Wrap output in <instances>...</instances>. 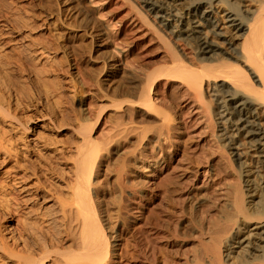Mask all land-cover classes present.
Instances as JSON below:
<instances>
[{"label":"bare ground","instance_id":"obj_1","mask_svg":"<svg viewBox=\"0 0 264 264\" xmlns=\"http://www.w3.org/2000/svg\"><path fill=\"white\" fill-rule=\"evenodd\" d=\"M138 2L122 6L155 44L141 57L124 35V64L88 0H0V264H173L189 244L185 264H264V0ZM184 98L215 140L207 162L217 154L215 175L231 178L219 203L186 181L199 163ZM120 139L133 163L106 166ZM150 143L163 158L137 161ZM99 167L115 180L97 202Z\"/></svg>","mask_w":264,"mask_h":264},{"label":"rangeland","instance_id":"obj_2","mask_svg":"<svg viewBox=\"0 0 264 264\" xmlns=\"http://www.w3.org/2000/svg\"><path fill=\"white\" fill-rule=\"evenodd\" d=\"M141 10L142 6L138 2V0H132ZM88 3L94 9L96 17L101 20L105 25L109 27L112 32L113 40H112V48L115 50L118 59L122 61L124 64H128L129 61L133 58L129 53V47L123 45L121 40L124 38V35H127L128 41L132 43L136 48L134 49V53L138 54L141 57H145L147 52L145 51L146 46L155 44L154 41H151V36L148 32V28L144 26L137 19V13L134 10L129 9L127 6H122V0H88ZM144 11V10H143ZM154 13L149 16L150 21L159 26V21L164 19V15L162 12H158L156 17H152ZM171 20H176L173 16L167 20V22H171ZM156 46V45H155ZM78 80L82 83L83 89L85 92V97L83 99V108L86 113H90V110L93 104L96 101L94 89L92 86H88V79L83 73H77ZM184 91V89H182ZM183 116L186 121L188 136L193 138V142L189 145V153L192 154L198 160L197 172L195 175L190 177L188 182L193 181L196 182V186L201 188H206L210 186V191L214 190V197L218 199V203L220 202L219 198L220 193L223 191V183L226 180L231 181L230 177H226V179H220L215 175V169L217 167V161L219 157L215 154L209 162H207L205 155L202 153V147L204 149H208L211 151L215 146V140L210 135L203 134L202 129L204 125L202 124V117H200L199 108L196 106V103L190 101L187 98H184L183 101ZM111 123L104 117L102 123L99 128L95 132V136L99 137L100 135H105L111 130ZM160 144L163 145L164 150H169L170 144L165 141V139H160ZM158 144L150 143L145 145L144 147L137 146L139 148V152L135 153V157L137 161H141L144 156L148 158V160L152 159H162L163 152L159 151L157 148ZM115 154L112 158H108L105 162L106 166L117 165L119 164L118 159L128 160L129 158L132 160L133 156L128 153H131L135 150V145L128 143L125 139H120L119 145L116 146ZM127 153V154H126ZM167 154V153H166ZM181 156H177L174 161H171V167L169 171H165L160 175L159 178L164 177L166 174L171 172L175 167H182L185 165V161ZM130 163H133V160ZM211 167H209V164ZM106 169V168H105ZM103 167H99L94 177V183H96V188L99 192V198H95L100 201L101 195H105V186L109 188V182H113L115 180V176H108L105 178L102 175ZM225 180V181H224ZM131 181V180H130ZM129 181V182H130ZM108 182V183H107ZM152 181L150 180L149 185H151ZM107 188V187H106ZM108 190V191H107ZM106 200H115L119 199V195L116 196V193L112 190L107 189ZM122 197L129 198L131 195L122 194ZM185 195L176 196L175 199L179 202ZM96 197V196H95ZM158 202V201H157ZM198 209L204 210L203 206H199ZM191 244L185 245L181 249H178V246L174 245L173 250H179L177 254V258L175 263L173 264H185L183 250L188 248Z\"/></svg>","mask_w":264,"mask_h":264}]
</instances>
